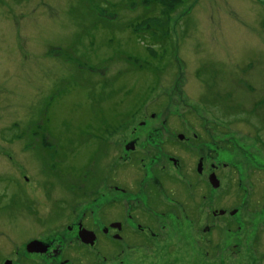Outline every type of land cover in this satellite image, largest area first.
Instances as JSON below:
<instances>
[{
	"label": "rangeland",
	"instance_id": "rangeland-1",
	"mask_svg": "<svg viewBox=\"0 0 264 264\" xmlns=\"http://www.w3.org/2000/svg\"><path fill=\"white\" fill-rule=\"evenodd\" d=\"M262 102L264 0H0V264H48L25 246L51 229L69 264H109L105 238L81 244L62 220L91 203L98 155L108 171L96 126L141 122L220 165L210 263L264 264Z\"/></svg>",
	"mask_w": 264,
	"mask_h": 264
},
{
	"label": "flooded vegetation",
	"instance_id": "flooded-vegetation-1",
	"mask_svg": "<svg viewBox=\"0 0 264 264\" xmlns=\"http://www.w3.org/2000/svg\"><path fill=\"white\" fill-rule=\"evenodd\" d=\"M118 126L124 127L127 136L115 138ZM160 126L147 122L117 126L102 123L94 130L98 151L105 143L100 154H111L108 171H101L98 155L94 159L95 169L94 163L92 166L93 178L95 175L96 178L89 186L91 203H77L76 213H70V220H62V228L91 248L105 238L111 253L103 258L109 264H175L194 257H204L202 264H211L209 251L204 247L212 244L211 235L218 226L213 227L212 215L223 217L228 211L212 206L219 194L213 195L211 175L213 172L218 175L220 165L210 163V151L199 154L194 137L181 133L179 139L167 138L158 132L164 130ZM36 139L39 145L41 140L47 151L56 144L45 132ZM167 156L172 166L167 163ZM25 178L29 181L28 176ZM79 189H83L80 192L83 195L88 187L85 189L80 182ZM221 210L226 212L221 214ZM220 228L223 231L224 227ZM83 238L94 240L90 243ZM62 240L51 229L50 233L46 231L28 238L25 247L31 252L28 255H37L48 264H69L68 257L63 256ZM32 241L37 243L29 250L28 244ZM99 253L96 250V259Z\"/></svg>",
	"mask_w": 264,
	"mask_h": 264
},
{
	"label": "water",
	"instance_id": "water-1",
	"mask_svg": "<svg viewBox=\"0 0 264 264\" xmlns=\"http://www.w3.org/2000/svg\"><path fill=\"white\" fill-rule=\"evenodd\" d=\"M182 137V136H181ZM211 183L214 187H219L220 185V180L217 177V174L215 172L212 173L211 175ZM226 210H221L220 213L223 214L225 213ZM237 212V209H233L230 214L234 215ZM84 241L93 243L94 238H83ZM37 241H32L28 244V249L33 250L32 246L35 245ZM4 264H13L12 260H7Z\"/></svg>",
	"mask_w": 264,
	"mask_h": 264
}]
</instances>
